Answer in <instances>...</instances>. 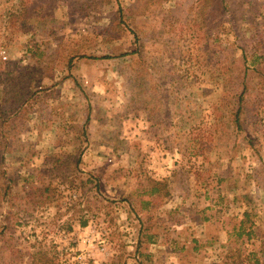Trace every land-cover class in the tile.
<instances>
[{
	"label": "rangeland",
	"instance_id": "374dc122",
	"mask_svg": "<svg viewBox=\"0 0 264 264\" xmlns=\"http://www.w3.org/2000/svg\"><path fill=\"white\" fill-rule=\"evenodd\" d=\"M21 1L0 0V103L9 74L52 88L26 126L8 131L14 147L3 168L19 175L12 193L22 208L33 210L26 188L50 174L57 195L32 218L17 217L13 248L52 247L55 264H249L252 252L261 256L264 96L238 136L227 111L216 116L236 57L264 55V21L247 13L250 3L208 23L198 18L200 0H168L146 14L137 0H35L28 10ZM121 8H134L132 31L116 26ZM74 54L85 56L67 71ZM152 179L168 181L171 194L141 210ZM6 212L0 196V223ZM245 212L259 229L250 239L236 234ZM141 225L154 243L138 245Z\"/></svg>",
	"mask_w": 264,
	"mask_h": 264
},
{
	"label": "trees",
	"instance_id": "16d2710c",
	"mask_svg": "<svg viewBox=\"0 0 264 264\" xmlns=\"http://www.w3.org/2000/svg\"><path fill=\"white\" fill-rule=\"evenodd\" d=\"M168 0H137L136 7L138 14H146L151 12L155 6L162 4ZM36 3L35 0H22L21 4L25 7V10L29 9V6H33ZM250 3L252 9L248 10L247 13L255 14L254 19L256 20L259 17L264 21V13L259 9L261 6H264V0H200L198 8V18L204 17V19L215 20L219 19L218 17H223L225 13L230 11L231 5H243ZM235 9H238L235 7ZM130 12L126 14L125 9H120V22L116 24L119 30L131 29L130 16L134 12V8L129 10ZM28 12V11H26ZM258 14V16H257ZM120 26V27H119ZM134 32V31H133ZM135 35H137L135 33ZM138 36V35H137ZM140 42L139 37L137 38ZM137 49L133 52L124 53L121 56L132 55L136 53H141ZM32 52V56H43L44 53L37 51L36 49H29ZM234 54V52H232ZM85 56V55H84ZM84 56L80 54H74L73 56L68 57L66 61L67 71L72 70L74 67V61L81 59ZM251 61H249V56L243 54L241 58L235 59V62L229 66L230 77L226 80L223 87V100L221 106L216 107V116L219 118L222 116L223 108L227 111L229 115V123L232 126L233 133L235 136H238L244 129L245 122L254 116V110L260 106L264 96V55L255 52L250 56ZM95 58V57H89ZM42 61H38L37 69L41 71ZM8 81L10 83L7 85L8 91H6V99L0 103V196L5 199L6 202V216L4 221L0 223V258L3 255H8L9 259H20L21 262L25 261L27 256L29 264H55V253L52 247H47L43 245H33V249L29 251L24 249H14L12 245L16 246L17 241L13 233L11 232L14 225H22V222L17 219L18 216H22L28 219L27 217H33L34 208L38 206H43L46 203L52 202L57 195L56 188L52 186V174L48 178H42L38 184L29 185L25 191V202L27 205L33 208V210L28 211L29 208H22V206L16 202L17 199L13 196V190L19 183V175L10 174L7 169H4L3 166L13 151V143L9 139L8 131L10 128L16 129L18 126H26L28 120L25 115H28L29 110L33 108L41 96H47V93L50 92V89L45 85H32L30 80H33L32 76H28V80L21 79V75L11 77L12 75H7ZM19 78V79H18ZM21 79V80H20ZM19 81V83H17ZM29 81V82H28ZM252 112V113H251ZM27 121V123H26ZM23 129V128H22ZM81 151H77V161L73 164V169L77 170V166L81 162ZM71 157L68 159L70 160ZM60 158H56L54 165L63 164ZM65 171L62 172V177ZM89 179L87 182H97L96 179H99L98 176L89 174ZM65 178V177H64ZM98 183H96L97 185ZM151 187L145 188L143 193L140 195L144 198L142 202L141 210H146L152 204L154 198L160 197H169L170 189L168 181H157L150 180ZM164 192V193H163ZM130 201V200H129ZM139 209L135 206L132 209V212H138ZM22 214V215H21ZM139 214V213H138ZM17 220V221H16ZM88 223L87 220L81 221V226H86ZM248 224V226H247ZM68 231H71L73 228L71 225H68ZM237 229V228H236ZM238 238H242L244 235L248 239L256 236L259 232V229L255 226V222L251 219V213L245 212L244 219L240 222V226L237 229ZM264 236V232H263ZM157 235L151 232L149 227L140 226L138 230V245L143 244V242L154 243L156 241ZM6 239V240H5ZM7 239L11 240L12 243L7 247ZM197 242V241H196ZM11 246V247H10ZM198 246L194 247V250H198ZM261 256H258V253L252 252L249 257V264H264V247L261 249ZM116 261H113L111 264H117Z\"/></svg>",
	"mask_w": 264,
	"mask_h": 264
}]
</instances>
